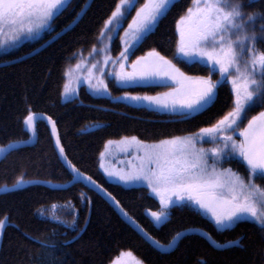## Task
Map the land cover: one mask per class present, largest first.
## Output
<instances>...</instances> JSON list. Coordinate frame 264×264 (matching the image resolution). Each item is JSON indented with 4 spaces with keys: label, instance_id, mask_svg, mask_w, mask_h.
I'll list each match as a JSON object with an SVG mask.
<instances>
[{
    "label": "trees",
    "instance_id": "16d2710c",
    "mask_svg": "<svg viewBox=\"0 0 264 264\" xmlns=\"http://www.w3.org/2000/svg\"><path fill=\"white\" fill-rule=\"evenodd\" d=\"M143 1L139 0L138 6ZM85 2L77 0L75 7L56 22L55 30L39 41L25 42L16 50L0 55V145L28 138L24 118L29 111L44 112L56 121L70 161L105 186L156 239L168 242L177 231L200 227L218 241L239 239L244 247L217 249L203 236L189 234L174 251L162 253L127 224L105 199L83 184L64 186L61 190L33 182L20 185L19 190L11 194L0 195V219H6L0 241V264H46L43 257L49 250L28 237L41 240L51 237L62 242L76 236L80 229L84 231L74 243L55 252L63 264H110L122 251H131L145 264H264V232L251 220L237 222L231 229H220L201 211L173 208L169 222L157 226L148 211L159 210L160 203L149 188L112 181L99 166L100 153L110 139L136 136L144 141H158L211 126L233 105V92L228 82H222L215 102L208 110L187 119L116 99L123 93L155 94L165 86H121L110 81V95L92 94L82 86L78 96L70 101L64 100L62 91L67 62L78 50L90 49L97 43L99 32L118 0H93L86 15L71 30L40 52L13 61L68 25ZM190 4L191 0H179L154 34L142 46H137L129 61L156 49L186 74L209 75L203 64L189 63L176 55V23ZM261 9H264V0H256L246 7V11ZM261 23L264 21L259 20L257 25ZM112 49L115 54L121 51L119 36L114 39ZM218 76L219 73H215L213 80ZM262 109L260 107L258 111ZM37 132L39 140L36 145L19 148L0 161V187L13 186L20 177L24 181L51 180L62 185L71 180V173L55 150L46 122H38ZM230 166L241 171L246 168L244 163L236 161ZM85 196L90 198V205L83 199ZM53 204H68L76 210V230L57 223L48 214H38V210ZM54 230L57 234L53 236Z\"/></svg>",
    "mask_w": 264,
    "mask_h": 264
},
{
    "label": "snow or ice",
    "instance_id": "6c2138e0",
    "mask_svg": "<svg viewBox=\"0 0 264 264\" xmlns=\"http://www.w3.org/2000/svg\"><path fill=\"white\" fill-rule=\"evenodd\" d=\"M76 2L77 0H0V36L5 37L0 39V47L13 46L21 37H33L44 30L53 32L56 22L73 9ZM138 2L139 0H118L115 9L104 22L99 37L107 39L111 44L113 36L118 35V29L135 9V16L121 38L123 51L116 60L107 55L110 48L97 50L93 47L89 55L104 53L103 65L111 63L113 71L106 72L101 62L96 61L84 77L89 87L97 95L110 94L108 84L104 81L106 75L112 76L119 85H175L161 96H131L126 93L124 98L146 101L149 105H156L172 115L187 119L208 110L214 104L222 82H230L235 93L234 107L210 127L200 128L198 133L189 136H174L152 144L140 141L135 136L126 137L124 139L128 146L137 153L134 161H129L130 167L127 170H110L103 163L101 167L109 176H115L125 184L146 185L159 198V210L150 212L157 226L169 222L173 208H188L210 214L220 229H231L237 222L251 220L264 232V188L255 183L257 177L264 179V111L248 119V113L254 108H264V51L258 47L264 43V23L259 25V33L256 31L257 21H264V9L246 11L247 5L255 3L256 0H191L190 6L176 23L179 36L176 41V55L189 63L203 64L209 72L207 76L193 77L186 75L172 60L156 49L149 51L147 56L137 57L131 62V70H127V62L135 54L137 46H142L154 34L179 0H145L136 8ZM86 11V6L82 5L65 28L78 24ZM83 63L78 62L75 69H81ZM116 64H119V71L114 70ZM93 69L100 73L95 78L96 83L92 82ZM71 71L69 69L67 74ZM217 72L220 79L213 80V75ZM74 93L76 89L65 85L62 96L70 101ZM246 119L247 124L241 127ZM48 120L52 133L56 135L59 153L64 157L71 173V180L67 183L75 185L87 182L92 189L100 188L120 209L122 215L135 224L110 192L97 185L91 176L81 172L67 159L64 147L60 144L56 121L51 117ZM24 124L35 134V113L29 111L24 118ZM22 143L21 140H13L7 145H0V157L7 158L18 151ZM110 143L112 142L109 141ZM204 143H210L212 147H203ZM232 161L246 165L247 178L231 168L219 167ZM25 183L27 182L23 177H20L12 187H0V195L11 194L19 190V185ZM44 183L53 189L62 190L64 187L51 180ZM83 199L86 204H91L89 197L85 196ZM56 207L55 204L51 205L52 209ZM38 214L44 216L45 212L38 210ZM50 215L65 227L72 230L78 228V214L70 222L60 220L54 211ZM136 227L146 241L162 253L175 250L181 239L195 231H177L165 244L144 232L139 225ZM5 228L6 219H0V241ZM82 231L84 229L62 242L51 237L43 240L37 237L28 238L38 243L41 248L49 250L47 256L43 257L46 264H63L62 260L56 258L55 252L60 247L74 243ZM56 234L54 230L52 235ZM199 234L217 249L244 247L239 239L220 243L209 233L201 230ZM122 255L132 254L129 252ZM114 264L122 262L118 259ZM135 264L142 262L137 260Z\"/></svg>",
    "mask_w": 264,
    "mask_h": 264
},
{
    "label": "rangeland",
    "instance_id": "374dc122",
    "mask_svg": "<svg viewBox=\"0 0 264 264\" xmlns=\"http://www.w3.org/2000/svg\"><path fill=\"white\" fill-rule=\"evenodd\" d=\"M145 2V0L140 3V5L138 6V3L136 4V8L140 7L143 3ZM131 15V16H130ZM127 16V20L124 22L123 26L120 27L118 29V35H114L113 36V41L114 39L119 36L120 38V45H121V51H123V48H124V44L122 42V37H124V30L127 29L128 27V24L131 22L132 20V17L135 16V9L133 10V12L131 11V14ZM179 20V19H178ZM259 22V20L257 21ZM104 25V24H103ZM103 28V26H102ZM101 28V29H102ZM7 31V30H6ZM256 31L259 33V26L257 25L256 26ZM47 33H49V31L47 30H44L42 31L40 34L38 35H34L33 37H21L20 40L14 42V45L13 46H6V47H0V55L2 54H5L7 52H10V51H14L16 50L18 47H20L23 43L25 42H35V41H39L42 37H44ZM51 33V32H50ZM56 33V32H55ZM54 33V34H55ZM52 34V35H54ZM5 37L3 36H0V39H4ZM179 36H178V32H177V40H178ZM113 41L111 44H109V41L107 39H104V38H100L98 37V41L96 44H94L90 49H80L78 50L74 57L72 59H69V61L67 62V65H66V69H65V82H64V85H63V88L65 85H67L69 88H74L76 89V93L73 94V98H75L76 96H78V93H79V89L82 87V86H85V88L91 92L92 94H96L88 85V82L87 80L84 79V77L87 75V72H88V69L91 68V65L93 63H95L96 61H100L101 62V66H103L105 68V71L106 72H110V71H113V65L110 63L108 65H103V59H104V53H101L100 55H96L95 53H93L91 56L89 55L92 50H93V47L95 46V48L97 50L99 49H102V48H110L111 51L107 53V55H109L112 60H116L118 57H119V54L120 52L118 53H114L113 52V49H112V44H113ZM259 49L264 51V43H261L258 45ZM152 50V49H151ZM151 50H148L146 53H144L143 55H140L138 57H141V56H147V53ZM135 60V59H134ZM133 60V61H134ZM83 61L84 63L82 64V67L81 69H75V65L78 63V62H81ZM132 62V61H131ZM129 60L127 62V64L131 63ZM177 66V65H176ZM178 67V66H177ZM179 68V67H178ZM69 69H72L71 73L70 74H67ZM115 71H119V64H116L115 65V68H114ZM186 75H189V74H186ZM100 76V73L99 71L93 69V83H96V77H99ZM189 76H193V77H196V75H189ZM77 77H79V80L77 79ZM259 78V77H257ZM218 79H220V76H218ZM104 81L105 83L108 84V90H109V93H111L110 91V88H109V82L112 81L113 83L114 82V78L112 76H105L104 77ZM230 84V87H231V90L233 92V97H234V100H235V93L232 89V85L230 82H228ZM117 84V83H115ZM119 85V84H118ZM132 85H135V84H126V85H123V86H132ZM122 86V85H121ZM175 85H169L167 87H164L162 88L161 91L155 93V94H148V93H127L131 96H145V95H148V96H161L162 94L164 93H167L171 90L172 87H174ZM63 92V91H62ZM108 93L104 94V95H110ZM125 94L126 93H123L117 97H122L123 98L125 97ZM62 98L64 100H66L63 96ZM71 98V99H73ZM125 99V98H124ZM126 101L128 102H132V103H136V104H139L140 106H146L147 108L151 109V105L148 104V102L146 101H133V100H130V99H125ZM154 106V105H153ZM157 107V106H156ZM234 107V101H233V105L232 107L230 108L229 111H231ZM159 108V107H158ZM260 109V107H257V108H254L252 111H250L248 113V119H250L252 116L254 115H257L260 111H264V108L260 111H258ZM152 110V109H151ZM155 110H161L160 108L159 109H155ZM227 111V112H229ZM227 114V113H226ZM222 118V117H221ZM220 118V119H221ZM247 124V119L244 120L243 124L241 125V127L245 126ZM96 125H92L90 126V128L92 127H96ZM210 127V126H209ZM199 131L195 132V133H198ZM195 133H192V134H195ZM192 134H188V135H180L179 137H185V136H189V135H192ZM131 138L133 136H125V137H122V138H118V139H110L109 141H111L112 143H115L114 145H112L111 143L109 144V141H107L103 147V150L101 151V153H104V156L102 157L101 156V153H100V159H99V166L101 168V164L103 163L105 167L109 168L110 170H127L130 165H129V161H134V158L135 156L137 155V153L134 151V149L130 148L127 144V142L125 141L124 138ZM136 137V136H135ZM239 138V137H237ZM138 140L140 141H143L145 143H148V144H152V143H156V142H159L158 141H144V140H141L137 137ZM203 147H212V145L210 143H204L202 145ZM117 155V156H116ZM114 160H113V159ZM230 163L231 162H226L222 165H219V167L221 168H231L234 172H237L239 175L241 176H244L245 178H247V171H246V168L244 171H241V170H238V169H235V168H232L230 166ZM243 163V162H242ZM102 170V168H101ZM104 173V172H103ZM105 174V173H104ZM107 177V176H106ZM115 177V176H113ZM108 178V177H107ZM117 177L114 178V180H118V178L116 179ZM109 179V178H108ZM119 183H122L124 185L127 186V184L123 183V182H119ZM255 183L257 185H259L261 188H264V179H261L259 177L255 178ZM130 185V184H129ZM140 185H144V184H140ZM85 186V185H84ZM146 186V185H145ZM150 190V189H149ZM151 191V190H150ZM155 195V194H154ZM158 198V197H157ZM159 199V198H158ZM57 207L55 209H52L51 206L49 207H46V208H42L41 210H44L45 214H48L50 217V213L51 212H55V214L57 216H59L60 218H63L65 219L66 222H70L73 220V218L76 216V210L74 211L73 207H71L70 205L68 204H55ZM71 210H73V212L71 213ZM150 212H154V211H148L149 215H150ZM202 212V211H201ZM203 213V212H202ZM205 215H207L213 222L214 220L212 219L211 215L210 214H206V213H203ZM151 217V216H150ZM152 218V217H151ZM152 220L154 221V219L152 218ZM155 223V221H154ZM215 223V222H214ZM156 224V223H155ZM216 225V224H215ZM217 226V225H216ZM218 227V226H217ZM150 233V232H149ZM153 236V235H152ZM171 240V239H170ZM169 240V241H170ZM168 241V242H169ZM131 253L132 255L131 256H127V255H122V253L126 254V253ZM120 260L122 262V264H135V262L138 260V261H141L142 264H145L141 259H139V257H137L134 253H132L131 251H122L120 252L116 257H114V259L111 261L110 264H114V261L116 260Z\"/></svg>",
    "mask_w": 264,
    "mask_h": 264
},
{
    "label": "water",
    "instance_id": "95a60500",
    "mask_svg": "<svg viewBox=\"0 0 264 264\" xmlns=\"http://www.w3.org/2000/svg\"><path fill=\"white\" fill-rule=\"evenodd\" d=\"M93 2V0H86L85 4L83 6H86V9L88 10V8L90 7L91 3ZM81 19L78 20V22L80 21ZM70 24V23H69ZM68 24V25H69ZM75 25H72L71 28H68L66 29L65 27H63V31L62 29L57 31L54 35H52L49 39H47L45 42H43L41 45H39L37 48H35L34 50H32L31 52L21 56V57H18L16 59H14L13 61H18V60H22V59H25L27 57H30L38 52H40L41 50H43L44 48H46L48 45H50L51 43H53L54 41H56L58 38H60L63 34H65L66 32H68L69 30H71ZM57 33H59V36H57ZM35 113V123H36V133L33 134L30 130L29 131V137L26 138V139H22L21 141H23V143L19 146V148H22V147H32L34 145L37 144L38 142V132H37V124L39 121H44L46 122V124L48 125L49 127V130H50V133H51V136L53 138V144H54V147H55V150L60 158V160L64 163V165L66 166L65 164V161H64V157H62L59 153V145L56 144V135L52 133V126H51V123L50 121L48 120V117H50L48 114L44 113V112H34ZM52 120H54L52 117H51ZM57 126V125H56ZM57 132L59 133V136H60V132H59V129L57 127ZM60 144L63 146L62 144V141H61V137H60ZM7 145V144H6ZM64 147V146H63ZM64 151H65V148H64ZM65 155L67 157L68 160H70L65 152ZM4 158L0 157V161L3 160ZM67 167V166H66ZM83 172V171H81ZM84 174L88 175V176H91L89 175L88 173H85L83 172ZM92 177V176H91ZM92 179L96 182L97 185H100L103 189H106L108 192H110L105 186H103L101 183H99L95 178L92 177ZM27 183H33V182H41V183H44L45 181H41V180H29V181H26ZM25 183V184H27ZM45 184V183H44ZM83 185H85L86 187L91 188L90 185L87 184V182H84V183H81ZM23 185V184H22ZM70 184L66 183L64 184L63 186H69ZM20 186V185H19ZM9 187H12V186H9ZM93 191H95L97 194H99L103 199H105L112 207L113 209L117 212V214L127 223L129 224L142 238L143 235L142 233L137 229L136 225H139V228L143 229L144 232L148 233L150 236H152L151 233H149L131 214H129L126 209L121 205L120 203V207L123 209L124 212L127 213V216L128 217H131V219L133 221H135V224H132L129 222L128 218L125 217L124 215H122L120 209H118L111 200L108 199L107 196L104 195V193L100 190V188H95V189H92ZM111 193V192H110ZM112 194V193H111ZM112 196H114L112 194ZM115 197V196H114ZM115 199L117 200V198L115 197ZM185 229H195L194 232H190V234H198L200 235V231L202 230L203 232H206V233H209L207 230L203 229V228H200V227H188V228H185ZM185 229H182V230H185ZM181 231V230H180ZM210 234V233H209ZM211 235V234H210ZM212 236V235H211ZM154 237V236H152ZM213 237V236H212ZM155 238V237H154ZM205 238V237H204ZM214 238V237H213ZM145 239V238H144ZM156 239V238H155ZM172 239V238H171ZM206 239V238H205ZM215 239V238H214ZM146 240V239H145ZM207 240V239H206ZM216 240V239H215ZM182 241V239L179 241V243ZM218 241V240H216ZM229 241H233V240H229ZM148 242V241H147ZM220 243H226L228 241H225V242H221V241H218ZM149 244H151L150 242H148ZM161 243H168V242H162ZM178 243V245H179ZM212 245V244H211ZM213 246V245H212ZM154 247V246H153ZM178 247V246H177ZM214 247V246H213ZM155 248V247H154ZM158 250V249H157ZM174 251V250H173ZM172 252V251H171ZM170 253V252H169Z\"/></svg>",
    "mask_w": 264,
    "mask_h": 264
},
{
    "label": "crops",
    "instance_id": "0c3cea01",
    "mask_svg": "<svg viewBox=\"0 0 264 264\" xmlns=\"http://www.w3.org/2000/svg\"><path fill=\"white\" fill-rule=\"evenodd\" d=\"M127 70L128 71H130L131 70V63H129V64H127ZM182 71V70H181ZM121 99H123L124 100V98H123V96L122 97H120ZM151 107L152 108H154V109H159L158 107H156V105H151ZM112 145H114L115 143H111ZM117 156V155H116ZM113 159V158H112ZM115 159V158H114ZM113 159V160H114ZM102 168V167H101ZM102 171L105 173V175L110 179V180H112V181H116V182H122V181H120L119 179L118 180H114V178L115 177H113V176H109L106 172H105V170H104V168H102ZM117 179V178H116ZM133 185H140V184H127V186H133Z\"/></svg>",
    "mask_w": 264,
    "mask_h": 264
},
{
    "label": "bare ground",
    "instance_id": "6f19581e",
    "mask_svg": "<svg viewBox=\"0 0 264 264\" xmlns=\"http://www.w3.org/2000/svg\"><path fill=\"white\" fill-rule=\"evenodd\" d=\"M63 163V162H62ZM64 164V163H63ZM65 166V165H64ZM66 167V166H65ZM67 168V167H66ZM68 169V168H67ZM82 171V170H81ZM70 172V171H69ZM15 185V184H14ZM90 189V188H89ZM92 190V189H91ZM95 192V191H94ZM127 211V210H126ZM128 212V211H127ZM140 223V222H139ZM141 224V223H140ZM142 225V224H141ZM144 227V226H143ZM144 239V238H143ZM145 240V239H144ZM140 259V258H139Z\"/></svg>",
    "mask_w": 264,
    "mask_h": 264
}]
</instances>
